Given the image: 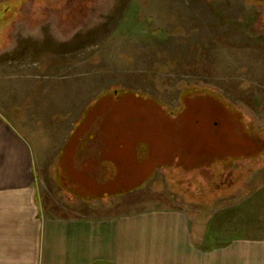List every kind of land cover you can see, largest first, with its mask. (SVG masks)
Masks as SVG:
<instances>
[{"label":"rangeland","instance_id":"374dc122","mask_svg":"<svg viewBox=\"0 0 264 264\" xmlns=\"http://www.w3.org/2000/svg\"><path fill=\"white\" fill-rule=\"evenodd\" d=\"M0 112L53 212L210 213L264 181V0H0Z\"/></svg>","mask_w":264,"mask_h":264},{"label":"crops","instance_id":"0c3cea01","mask_svg":"<svg viewBox=\"0 0 264 264\" xmlns=\"http://www.w3.org/2000/svg\"><path fill=\"white\" fill-rule=\"evenodd\" d=\"M66 137L57 161L78 190L70 192L73 207L90 196L78 195L81 189L97 184L84 173L90 161L78 164L75 133ZM107 153L105 143L99 156L106 164ZM33 158L28 137L0 112V264H264V181L210 213H56L43 200Z\"/></svg>","mask_w":264,"mask_h":264},{"label":"trees","instance_id":"16d2710c","mask_svg":"<svg viewBox=\"0 0 264 264\" xmlns=\"http://www.w3.org/2000/svg\"><path fill=\"white\" fill-rule=\"evenodd\" d=\"M114 134H117V133H114ZM112 132H111V134H110V136H107V139L108 138H110V139H113V141H114V139H118V141H119V143L118 144H120V143H123V141H122V135L121 134H119V135H114ZM120 136V137H119ZM125 136V135H124ZM126 136H128V135H126ZM129 136H131V135H129ZM117 144V143H116ZM117 144V145H118ZM144 145V144H143ZM145 146V145H144ZM115 152H117V151H115ZM212 153V152H211ZM111 154H113V152L111 153ZM211 157L213 158V157H215V156H213V155H211ZM227 157H229V156H227ZM226 158V157H225ZM112 159H114V158H112ZM116 160L118 161L119 160V162H120V164H121V167L123 166V162L121 161L122 160V158H116ZM196 167H197V165H196ZM124 170V169H123ZM117 172H118V170H117ZM124 190H122V189H120V190H118V192H123ZM117 192V191H116ZM115 193V192H114Z\"/></svg>","mask_w":264,"mask_h":264}]
</instances>
